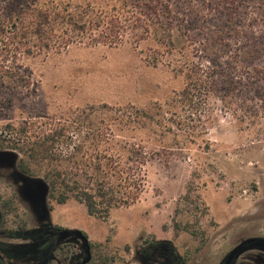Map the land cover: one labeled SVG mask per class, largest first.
Masks as SVG:
<instances>
[{
	"label": "rangeland",
	"instance_id": "rangeland-1",
	"mask_svg": "<svg viewBox=\"0 0 264 264\" xmlns=\"http://www.w3.org/2000/svg\"><path fill=\"white\" fill-rule=\"evenodd\" d=\"M67 1L75 16L88 7L90 16L104 21L109 14L132 21L119 1ZM225 1L171 0L191 29L170 53H154L153 39L139 42L128 28L116 42L75 39L65 49L27 59L28 89L0 86V231L56 236L52 259L38 264L85 258L82 242L59 236L61 230L87 237L88 264H158L163 249L176 252L183 264H258L264 258L257 246L232 254L247 241H264V79L248 74L264 62V0ZM149 56L157 58L156 66ZM210 60L221 66L206 82L194 65ZM189 84L194 99H179ZM199 85L204 96L196 93ZM7 124L39 134L70 125L98 132L97 139L83 141L88 156L106 152L121 159L133 143L151 150L139 198L106 220L88 216L73 200L57 204L37 165L31 164L32 174L18 168L24 146L12 137L15 131L3 130ZM66 144L65 137L55 142L51 156L74 152ZM76 161L87 163L82 154ZM67 163L61 159L60 165ZM186 184L205 213L200 206L182 209ZM149 244L159 249L146 259L149 253L140 252Z\"/></svg>",
	"mask_w": 264,
	"mask_h": 264
},
{
	"label": "trees",
	"instance_id": "trees-1",
	"mask_svg": "<svg viewBox=\"0 0 264 264\" xmlns=\"http://www.w3.org/2000/svg\"><path fill=\"white\" fill-rule=\"evenodd\" d=\"M114 1H119V4L131 10V22L129 18H121L116 14H109L105 21L100 16L95 18L89 15L88 7L75 16L67 0H0V86L13 92L28 89L30 74L25 61L51 50L65 49L75 39L81 41L89 37L96 43H112L121 40L130 28L135 31L139 42L153 39L156 46L151 50L161 54L162 48L168 53L174 51L175 45H180L191 29L187 16L179 8H174L171 0ZM182 1L177 0L175 5ZM230 2L233 1L226 0L225 4L229 6ZM199 3L205 4V0H199ZM259 23L264 27V19ZM200 51H205V47ZM245 55L250 57L248 52ZM148 58L153 66L157 65L155 56ZM210 61L205 65H194L196 73L205 78L206 82L218 74L221 66V63ZM248 74L264 79V62ZM190 86L187 85L178 95L179 99H194ZM196 93L204 96L206 88L199 85ZM28 129V125H24L16 130L9 124L3 128L4 131H15L12 137H16L24 146L19 150L23 158L19 160L18 168L25 174H32L31 164L37 165L43 172L42 178L49 187L50 197L57 204L73 200L85 207L88 216L106 220L112 210L130 206L139 198L144 182L142 171L148 158L153 156L151 150L133 143L121 159L106 152L88 156L83 151V141L85 138L97 139L100 134L98 132L74 128L73 125L59 126L41 134ZM109 131L102 133L108 135ZM64 137L68 141L66 145L74 152H68L65 156L61 152L54 153L53 158L52 146ZM77 137L80 139L75 144L73 141ZM2 140L0 137V144ZM75 153L82 154L87 163L76 161ZM61 159H67L66 166L60 165ZM48 167L50 169L47 170ZM190 188L191 184H186L185 195L181 198L182 209L196 212L200 206L202 213H205L206 208L199 200L192 201ZM19 234L26 243L11 245L14 253L11 258L25 256L26 263L30 256L36 255L40 262L52 259L56 247L55 238L45 234L39 236L37 231Z\"/></svg>",
	"mask_w": 264,
	"mask_h": 264
},
{
	"label": "flooded vegetation",
	"instance_id": "flooded-vegetation-1",
	"mask_svg": "<svg viewBox=\"0 0 264 264\" xmlns=\"http://www.w3.org/2000/svg\"><path fill=\"white\" fill-rule=\"evenodd\" d=\"M61 231L58 232L59 236H62L60 234ZM19 233L20 232H14V233H8L7 232V233H5V232L0 231V264H38V263H40V262H38L40 260L38 255L30 256L28 258V260H29L28 263L25 262L26 261L25 256L22 258H18V257H16V258L12 257L11 258L10 257V256H14V253L11 249V245H20V244L26 243V241H24L22 239V237L19 236L20 235ZM52 237L55 238V241H57L56 236H51V238ZM249 246H257V247L263 248V251H264V241H258V240H252V241H249L248 243H243L241 246L237 247V250L240 251L243 248H247ZM158 249H159V245L149 244L148 246L143 248V250H142V252H140V254L141 253L142 254L149 253V255L146 258V259H148L149 257H152L156 252H158ZM160 252H161L160 254L162 255L161 258L164 260L158 264H183L182 260L177 257L176 252H172V251H169L167 249H163V251H160ZM256 262L258 264H264V258H262V259L257 258Z\"/></svg>",
	"mask_w": 264,
	"mask_h": 264
},
{
	"label": "water",
	"instance_id": "water-1",
	"mask_svg": "<svg viewBox=\"0 0 264 264\" xmlns=\"http://www.w3.org/2000/svg\"><path fill=\"white\" fill-rule=\"evenodd\" d=\"M45 188L48 189V186L46 185ZM60 234L62 236H66L67 234L68 235H74V236H76V238L78 240H80L82 242L83 247H84L85 258L82 260V262L80 264H88L91 261L90 245H89L87 237L81 231H79V230H73V231L62 230ZM247 242H249V241H247ZM240 251H238L236 248L235 250H233L232 254L238 253Z\"/></svg>",
	"mask_w": 264,
	"mask_h": 264
}]
</instances>
